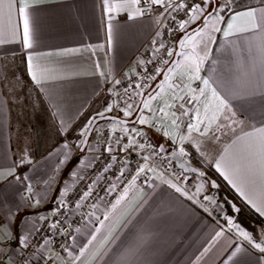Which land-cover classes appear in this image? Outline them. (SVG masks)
<instances>
[{
  "label": "crops",
  "instance_id": "1",
  "mask_svg": "<svg viewBox=\"0 0 264 264\" xmlns=\"http://www.w3.org/2000/svg\"><path fill=\"white\" fill-rule=\"evenodd\" d=\"M9 4L14 5L11 10ZM22 4L29 5L27 11L32 18V47L27 49L23 46V22L18 12ZM247 8L257 9L259 15L264 3L231 10L223 15L225 21L234 12ZM128 11L131 10L112 13L109 43L104 0H0V173L14 169L13 175L0 179V231L11 234L9 239L0 240V264L13 263L24 246L21 241L33 234L38 221L49 215L58 202L66 176L79 156L85 155L73 153L84 137L81 129L107 105L111 104L112 110L105 114L118 108L114 99L116 81L138 74L146 58L154 53L145 47L154 35L163 7L157 6L153 13L148 10L135 20L127 19ZM233 23L236 27L231 35L214 31L209 41L180 53L169 72L172 76L159 85L162 98L149 113L151 123L138 130L149 129L150 138L166 146L177 144L184 153L188 152L183 155L189 160L211 164L264 220L257 210H264V167L254 147L257 136L247 135L264 127V31L249 30L243 19ZM217 28H226V23L220 21ZM21 66L41 103L38 123H47L58 133L47 151L38 155L34 152L31 159L23 162L15 150L17 139L5 85L8 74L17 71L29 99L28 120L34 122V129L31 102L35 98L24 86ZM197 66L199 71L195 73ZM194 73L199 79H190ZM203 80L209 81L207 88ZM242 88L255 94L247 99L234 95ZM212 89L237 113L238 122L217 132L219 139L188 130L190 123L197 122V113L202 119L217 113L218 101L213 99ZM181 96L185 102L197 97L190 103L193 109L185 121H180L175 108ZM42 100L48 118L44 116L41 121ZM129 105L132 114L119 116H133L137 105ZM46 111H42L44 115ZM104 123L114 128L130 125L115 120ZM93 134L87 152L95 148L96 133ZM181 137L190 139L181 142ZM218 160L220 171L216 168ZM194 175L182 182L174 175L154 170L147 187L131 183L114 204L95 203L68 249L55 253L45 247L33 264H264V253L206 208H218L217 202L205 194L200 176ZM29 185L31 193L27 191ZM252 237L264 246V226ZM237 248L240 251L233 255Z\"/></svg>",
  "mask_w": 264,
  "mask_h": 264
},
{
  "label": "built area",
  "instance_id": "2",
  "mask_svg": "<svg viewBox=\"0 0 264 264\" xmlns=\"http://www.w3.org/2000/svg\"><path fill=\"white\" fill-rule=\"evenodd\" d=\"M174 2L193 5L202 0ZM156 8L157 6H153L150 12H155ZM182 20H189L188 9L163 8L154 35L145 47L152 49L154 53L146 58L138 74L125 77L116 84L114 99L117 105L139 102L162 74L172 58V55L167 54L168 50L172 53L174 51L170 33L179 27ZM160 43L165 47L157 52L155 49L159 48ZM137 85L140 87H136ZM181 104L183 108L180 107ZM175 108L180 121H185L193 106L176 100ZM185 111L187 115L184 114ZM95 133V148L91 152L84 151L85 155L80 157L68 173L61 186L58 202L52 206L49 215L38 221L35 231L27 239L28 246L19 250L12 264H33L45 247L51 248L55 253L65 251L70 247L78 228L88 220L95 203L104 201L109 205L114 204L131 183L147 187L154 170L164 171L182 182L186 181L187 174L176 166L170 155L175 147L153 141L145 131L114 128L102 123L95 129ZM133 140L135 143L130 144ZM141 168L144 169L142 172ZM85 193L88 195L85 196ZM53 224L56 227H52Z\"/></svg>",
  "mask_w": 264,
  "mask_h": 264
},
{
  "label": "snow or ice",
  "instance_id": "3",
  "mask_svg": "<svg viewBox=\"0 0 264 264\" xmlns=\"http://www.w3.org/2000/svg\"><path fill=\"white\" fill-rule=\"evenodd\" d=\"M234 0H224V3H221L220 0H202V3H196L193 5H186L184 3L176 4L174 0H104V9L106 13H108V39L109 43H111L112 38V23L111 21L114 19L112 16V13L115 11H125V10H131L128 11L127 19L128 20H135L138 17L142 16L146 11L150 10L153 6H159L163 7L166 10L167 9H188L189 13V20L187 21H181L179 24V28L183 30L187 24L192 23L196 21L198 18H203L205 21L204 27L208 28L209 24L207 21L209 20H216L217 22L224 21L226 23V28L221 29L217 28L214 24L211 26L213 31H224V35L227 37L232 34V30L236 27V25L233 23L234 21L243 19L247 25L250 26V29H256L260 28L262 31H264V8L259 9V15L257 12V9L255 8H247L244 11H236L234 12L231 17L228 18L227 21H225L224 16L222 13L228 9L231 8L232 3ZM205 6L207 7V10H205ZM14 5L9 4V10L12 9ZM29 5L22 4L18 7L19 16L22 19L23 22V46L27 48L32 47V18L30 17L29 12L27 11ZM134 13V14H133ZM243 30V29H238ZM0 43H3V41H0ZM155 43V42H154ZM183 44V41H181ZM164 44L160 43L159 48L155 49V51H159L160 48H164ZM261 47L264 48V42L261 43ZM169 56H171L173 53L171 50H168L167 53ZM32 57H28L29 62V70L32 69ZM142 63V62H141ZM165 63H168V61H165ZM159 71V70H158ZM199 68L198 66L195 69V73H198ZM194 75L190 77V79H199V76ZM33 79H36V77H33ZM117 84L120 83V81H116ZM203 84L205 85V88L208 87L209 81L203 80ZM136 87H140V85H137ZM127 92V89H125ZM211 94L214 100L218 101V110L217 113L214 114L211 118H208L207 116L205 118H200L199 113H197V122L195 124L190 123L188 125L189 133L191 132H197L201 137H206L208 139H219V136L216 134L217 132H221L223 130L231 128L232 124H236L237 121V113L236 111L232 110L229 103L226 101L225 98H222L221 95L215 90H211ZM254 91L249 90L247 88L237 89L234 92V95L238 96L241 99H247L249 96L254 95ZM261 94L264 95V90H261ZM204 95V89H201V96ZM155 97H149V99H154ZM179 99L184 100L185 98L183 96L179 97ZM197 97L193 96L188 99V103H191L192 101H195ZM148 105L145 104V107ZM181 108H183V104L180 105ZM128 108L131 109L132 105H128ZM112 110V105L109 104L106 106L105 110L102 112H98L96 116L92 117L88 120L87 124L83 129H81V136H83L86 132L91 130V126L96 121L97 117L103 118L105 116V112H109ZM163 111V109H161ZM130 113L129 111H125L124 115L128 116ZM185 115H187V111L184 112ZM141 124L147 123L143 118L139 121ZM176 121H173V124H175ZM240 123H243V121H240ZM211 133V135H209ZM168 133H165L167 135ZM247 135L252 136L256 135L257 140L254 144V147L258 148L259 150V156H260V162L262 167H264V127L255 129L254 133H248ZM181 142L185 139H190V137H181ZM119 143V140L116 141ZM135 141H131L130 144H134ZM140 147H143V145H140ZM111 151V149H109ZM181 154L186 155L184 153L183 148L180 149ZM115 159V157H113ZM222 159V158H221ZM23 162V160H22ZM221 162L218 160L216 162V168L218 171L221 170ZM144 169L141 168L140 171L142 172ZM14 169L9 170L7 173H0V179H6L7 176L13 175ZM222 175H225L224 172H221ZM201 176L204 175V173H200ZM228 178L227 176L225 177ZM17 180H19V177H16ZM231 182V181H230ZM176 188L177 191H181L179 187H176V185H172ZM213 187H215V183L212 184ZM234 187H236L235 184H233ZM27 191L29 193L32 192V188L29 185L27 188ZM199 191V189H198ZM85 196L88 195V193L84 194ZM205 199H211L210 197H204ZM22 199H24L22 197ZM214 202V201H213ZM251 203V201H249ZM63 204V201L60 202ZM255 207V205H253ZM260 211V214L264 216V210L257 209ZM236 211H239V209H236ZM43 219V217L41 218ZM228 224L235 227L239 234L244 237L246 240H248L253 247L260 250L261 253H264V246H262L261 243H257L254 241L252 235L241 229L239 224H235L233 220L229 219ZM52 227H56L55 224L52 225ZM223 233H217V236H221ZM10 233H5L3 231H0V240H6L10 238ZM95 239V237H93ZM21 243L27 247V238L25 237ZM207 251V249H206ZM240 249L237 248L236 251L233 253V255L236 254V252H239Z\"/></svg>",
  "mask_w": 264,
  "mask_h": 264
},
{
  "label": "rangeland",
  "instance_id": "4",
  "mask_svg": "<svg viewBox=\"0 0 264 264\" xmlns=\"http://www.w3.org/2000/svg\"><path fill=\"white\" fill-rule=\"evenodd\" d=\"M196 1H198V0H196ZM253 1H258V0H253ZM220 2L224 3V0H220ZM236 2H237V0H234V2L231 5V8L224 11L222 13V15H225L231 9H233L235 7ZM200 3H202V2H200ZM205 10H207L206 6H205ZM207 23L209 24V27L205 28L204 27L205 21L203 20V18H198L196 21L186 25V27L183 30H181L179 27L172 30L170 33L171 44H172V46H174V51H173L172 57H173L174 52L176 50V43H177L178 38L181 36V34L185 30H188L191 27L198 25V27L184 39L183 44L181 46V52H185L187 47H189V46H199L201 43L209 41L210 37L214 33L211 26L214 24L217 27L220 22H217L216 20H209V21H207ZM201 41H203V42H201ZM171 76H172V73H169L166 77L165 82H167V80ZM161 78H162V74L157 78L156 81H158ZM156 81L154 82V84L156 83ZM5 85H6L7 94L9 96V100L11 103V108H12L13 134H14L15 138L17 139L15 142V150L19 154V157L21 160H24V161L29 160L34 156V147L33 146L35 144V140L33 139V133H34L33 132V130H34L33 124H34V122L32 123V121H31V123H30V121H29L30 120V109L28 108L29 99L26 96L27 94L23 89L22 80L20 79L19 73L17 71L14 70L12 73L8 74ZM161 93H162V86H159L150 95V97H155V98L149 99L147 101L148 106L144 108L142 113L139 115L137 121L128 123L130 125H128L129 127H126V128H132V129L138 131V128H140L142 125H144V126L149 125L151 123L149 113L152 109H155L157 107V105L159 104L160 99L162 98ZM143 96L140 99V101L136 103L137 106H136V109H134L135 113L133 114V116H130L129 119H132L136 116L137 111L140 107L141 101L143 99ZM117 106L119 109L117 108L113 112L117 113L118 115H124L125 111H129V109H128V107H126V105H120V106L117 105ZM129 113H130L129 115L132 114L130 111H129ZM129 115L127 117H129ZM42 117L44 118V116H41V121H42ZM141 118H143L145 121H147V123L141 124L139 122ZM106 121L107 120L98 122V124L95 126V128H94V130H93V132L89 138L90 140H92V137L94 135L93 133L95 132V129L98 127V125H100ZM118 128L122 129L124 127H118ZM144 129H145L147 135L150 137L149 129H147V128H144ZM51 138H53V140L56 139L55 136H52ZM53 140H50V141H53ZM159 140L163 141L162 138H160ZM50 141H49V138H47V137L42 139V143H44V145L49 144ZM82 141H83V138L77 146L74 145L75 147L73 149V151H74L73 153H75V155L79 152ZM157 143H159V142H157ZM169 146L175 147V149L178 148L177 144H175V143L174 144L171 143V145H169ZM85 150H86V148H85ZM84 151H81V153ZM185 152H187V151L185 150ZM80 157H81V155L79 156V160H80ZM79 160H77V161H79ZM77 161H76V163H77ZM189 161L191 163H193L192 160H189ZM209 165H211V164H209V163L205 164L204 162H202V165L197 166L201 170V173H204L203 176L198 174L200 176L199 180L201 182V185L203 187H205L207 190L205 194L212 197L217 202L216 206L219 209L216 208L215 206H211V205L206 206V208L210 212L212 211L211 213L213 215L215 214V216L221 217L223 220H225L227 225L229 226L230 230H233L235 233H239V232L237 231V229L235 227L228 224L229 219L233 220V222L235 224H239L241 229L249 232L252 236H255L257 233H261V227L264 226V222L259 221L256 219L255 216L250 215L248 213V210L246 209V207H244L240 204L238 205L234 202L235 206L233 209L235 211L233 213H230V212H228L225 204L221 200L218 199V197H217L218 195H217V193H215V190L212 186L213 182L215 183L216 186L218 184H217L216 180H214L212 178V175L208 169ZM189 176L194 177L196 175H194L193 173L187 174L186 181L188 180ZM236 209H239V211H236Z\"/></svg>",
  "mask_w": 264,
  "mask_h": 264
},
{
  "label": "trees",
  "instance_id": "5",
  "mask_svg": "<svg viewBox=\"0 0 264 264\" xmlns=\"http://www.w3.org/2000/svg\"><path fill=\"white\" fill-rule=\"evenodd\" d=\"M263 3H264V0H258V1L237 0V2L235 3V7L231 10L241 9V8H245L248 6H253V5L263 4ZM20 73H21V76L23 79L24 86L27 89V92L29 90L28 93L33 95L35 98L31 102V107L33 110L32 120L35 121V123H36L34 125V133H33L34 140H35L34 152H36V154L38 155V154H41V153L47 151L53 145L54 140L51 137L55 136V138H56L58 136V133L53 128H51V126L47 125V123H45V125L38 123V117H39V112H40L39 105L41 103H38V95L36 94L35 89L33 88V86L30 83V79L28 77L26 69L22 66L20 68ZM42 105H43V107L41 110V116H45L46 118H48V113L46 111L47 110L46 105H45V102H43V100H42ZM43 110L46 111L45 115L42 112ZM110 113L116 114L114 112H110ZM46 137L49 138V141L50 140H53V141H50L49 144L44 145V143H42V139H44ZM80 153L81 152L79 149L78 154H80ZM192 161L196 166L202 165V161H200V160L192 159ZM208 169L218 184L217 186L213 187L215 190V193H217L218 199L221 200L225 204L228 212L233 213L235 211L233 209L235 206L234 205V202H235L238 205L240 204V205L246 207V209L248 210V213L250 215L255 216L257 220L264 221L260 215H258L247 203H245L241 199V197L235 192V190L226 182V180L211 165H209Z\"/></svg>",
  "mask_w": 264,
  "mask_h": 264
},
{
  "label": "water",
  "instance_id": "6",
  "mask_svg": "<svg viewBox=\"0 0 264 264\" xmlns=\"http://www.w3.org/2000/svg\"><path fill=\"white\" fill-rule=\"evenodd\" d=\"M197 27H198V25L194 26V27H191L190 29L184 31L181 34V36L178 38L177 43H176V50L174 52V55H173L171 61L165 67V69H164V71L162 73V78L159 79L158 81H156V83L144 94L136 116L134 118H132V119H127V118H123V117H121V116H119L117 114L106 113L103 118L97 117L96 121L91 126V130L85 133V135L83 137L82 144L80 146V151H84L85 150V148L87 146V143H88V140H89V138H90L95 126L98 124V122L105 121V120H115V121L121 122L123 124H128L130 122H135L138 119L139 115L144 110L145 104H147V101L149 100V97L152 94V92L161 84L163 79H165L167 77L168 73L170 72V70L172 69L174 64L177 62L178 57H179V55L181 53V46H182L181 41H184V39L191 32H193ZM170 155L173 158L176 166L179 169H181L184 173H186V174H192V173L193 174H200L201 173V170L196 165L191 163L186 157H184L183 154H181L180 148L173 149L171 151Z\"/></svg>",
  "mask_w": 264,
  "mask_h": 264
}]
</instances>
